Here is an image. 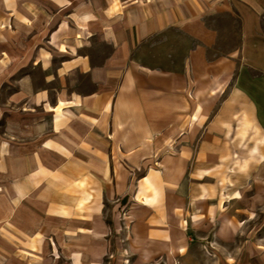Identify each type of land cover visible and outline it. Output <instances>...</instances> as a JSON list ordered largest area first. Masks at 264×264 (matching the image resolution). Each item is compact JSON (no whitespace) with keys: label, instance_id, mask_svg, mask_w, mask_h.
Wrapping results in <instances>:
<instances>
[{"label":"crops","instance_id":"obj_1","mask_svg":"<svg viewBox=\"0 0 264 264\" xmlns=\"http://www.w3.org/2000/svg\"><path fill=\"white\" fill-rule=\"evenodd\" d=\"M248 186L264 0H0V264H184Z\"/></svg>","mask_w":264,"mask_h":264},{"label":"rangeland","instance_id":"obj_2","mask_svg":"<svg viewBox=\"0 0 264 264\" xmlns=\"http://www.w3.org/2000/svg\"><path fill=\"white\" fill-rule=\"evenodd\" d=\"M252 189L248 186L243 195L245 217L237 218L239 233H230L232 240L221 244L215 243L216 227L209 234L199 233L197 244L182 253L188 258L184 264H264V202L254 204Z\"/></svg>","mask_w":264,"mask_h":264}]
</instances>
